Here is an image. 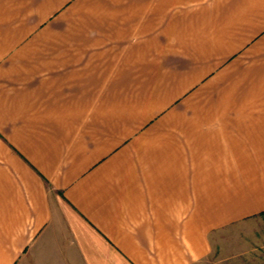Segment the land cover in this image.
I'll return each instance as SVG.
<instances>
[{
  "label": "crops",
  "instance_id": "obj_1",
  "mask_svg": "<svg viewBox=\"0 0 264 264\" xmlns=\"http://www.w3.org/2000/svg\"><path fill=\"white\" fill-rule=\"evenodd\" d=\"M263 216L264 0H0V264H207Z\"/></svg>",
  "mask_w": 264,
  "mask_h": 264
},
{
  "label": "rangeland",
  "instance_id": "obj_2",
  "mask_svg": "<svg viewBox=\"0 0 264 264\" xmlns=\"http://www.w3.org/2000/svg\"><path fill=\"white\" fill-rule=\"evenodd\" d=\"M249 242L230 243L222 250L215 247L213 252L216 256L210 258L212 261L207 262V264H256V260L262 258L259 253L264 255V249L257 248L252 245V242ZM222 251H226L225 255H220ZM222 259H224V262L221 261Z\"/></svg>",
  "mask_w": 264,
  "mask_h": 264
}]
</instances>
